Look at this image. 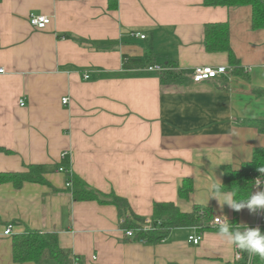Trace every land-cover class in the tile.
I'll use <instances>...</instances> for the list:
<instances>
[{
  "label": "crops",
  "instance_id": "crops-1",
  "mask_svg": "<svg viewBox=\"0 0 264 264\" xmlns=\"http://www.w3.org/2000/svg\"><path fill=\"white\" fill-rule=\"evenodd\" d=\"M30 14L50 24L33 29ZM250 15L248 6L202 0H0V173L41 165L50 184H0V264H34L12 261L11 237L25 227L56 232L82 264H235L234 246L216 230L133 242L113 206L73 201L65 184L71 173L146 219L154 203H173L182 213L207 208L210 226L219 228L217 217L232 223V209L205 200L215 179L222 184V166L238 170L264 148L256 127L264 122V30L251 28ZM206 23H227L240 74L225 53L203 51ZM154 64L165 70H146ZM199 66L227 72L194 83ZM183 181L192 186L187 198L177 193ZM261 216L242 209L233 229ZM194 234L197 245L188 242Z\"/></svg>",
  "mask_w": 264,
  "mask_h": 264
},
{
  "label": "trees",
  "instance_id": "trees-1",
  "mask_svg": "<svg viewBox=\"0 0 264 264\" xmlns=\"http://www.w3.org/2000/svg\"><path fill=\"white\" fill-rule=\"evenodd\" d=\"M204 7H250V23L253 30H264V0H202ZM202 47L206 53L223 52L227 55L228 65L233 74H240L241 68L237 65L230 45L227 23H206L202 27ZM147 65L149 56L146 57ZM163 66V64H159ZM161 76L160 80H162ZM264 93V91H262ZM258 131L264 133V122L256 123ZM264 167V148L254 149L248 162L243 163L238 170H232L228 166H222V192L234 191L237 199H247L255 188V179L261 174L257 171ZM45 169L41 165H28L23 172L0 173V184L10 183L15 189L24 182L50 186L44 178ZM71 199L73 201H96L101 205H111L116 209L118 227L122 231H132L133 242L144 244H156L165 240L170 232L178 228H193L201 233L208 230L218 231V227L210 226V212L207 208L194 206L191 212L182 213L173 203H154L152 214L147 220L132 212L127 201L115 195L101 193L84 183L71 173H66ZM192 190L190 181H183L178 188V196L187 198ZM238 212L233 210V220L236 221ZM260 229L264 232V216L260 217ZM128 239V240H129ZM11 256L14 263L32 262L34 264H46L53 261L56 264H82L81 260L73 256L68 249H62L58 245L57 233L54 231H41L25 227L23 232L13 234L11 237ZM253 264H264V260L254 255Z\"/></svg>",
  "mask_w": 264,
  "mask_h": 264
},
{
  "label": "clouds",
  "instance_id": "clouds-1",
  "mask_svg": "<svg viewBox=\"0 0 264 264\" xmlns=\"http://www.w3.org/2000/svg\"><path fill=\"white\" fill-rule=\"evenodd\" d=\"M257 171L261 174L255 180V188L247 199H237V193L234 191L222 192V185L215 179V182L210 185L209 194L205 200L215 198L221 205H227L230 209L239 212L242 209H247L249 213H257L264 211V180L261 179L264 176V167H259ZM219 224V230L216 233L218 238L224 243L234 246L241 252H247L250 255L259 256L264 260V232L260 227L246 226L243 231L239 228L233 229L226 217L220 219L217 217Z\"/></svg>",
  "mask_w": 264,
  "mask_h": 264
},
{
  "label": "built area",
  "instance_id": "built-area-1",
  "mask_svg": "<svg viewBox=\"0 0 264 264\" xmlns=\"http://www.w3.org/2000/svg\"><path fill=\"white\" fill-rule=\"evenodd\" d=\"M51 18L50 16L47 15H41V14H30L28 17V23L29 25L36 30H43L45 29L49 24H50ZM131 36L135 37V38H139L141 40L145 39L144 35H141L139 33H131ZM127 59V58H126ZM146 70L148 71H154L157 73H161L162 71L165 70V68H163V66L161 65H149ZM3 69L0 67V74L3 73ZM227 72V68L225 67H218V68H212V67H208V66H199V67H195L192 70L191 73V79L194 83H200V82H204L207 80H211V79H215L217 77H219L220 75H225ZM84 78H88L87 75H84ZM62 104H65L67 102L66 98L62 99ZM19 105L20 106H24V101L20 100L19 101ZM65 153L62 154V156H64ZM59 172H65V170L63 168H59L58 169ZM260 177V176H259ZM258 178V177H257ZM256 178V179H257ZM255 179V180H256ZM262 180H264V176L261 177ZM66 187H69L70 184L68 182H66L65 184ZM262 187H264V185H262ZM150 223V221L147 219L145 221V224L148 226V224ZM212 225H219L217 222V218H214L211 222ZM260 227V218L256 221V223H254L251 227ZM4 236H9L11 235V226H6L5 230L3 231ZM124 236L131 238L132 237V231H124ZM200 241V235H191L188 237V242H191L193 245H197ZM253 257L254 255H250L247 252H241L239 249H236L234 247V263L235 264H253Z\"/></svg>",
  "mask_w": 264,
  "mask_h": 264
},
{
  "label": "rangeland",
  "instance_id": "rangeland-1",
  "mask_svg": "<svg viewBox=\"0 0 264 264\" xmlns=\"http://www.w3.org/2000/svg\"><path fill=\"white\" fill-rule=\"evenodd\" d=\"M49 264H56V263H54L53 261H50V262H48Z\"/></svg>",
  "mask_w": 264,
  "mask_h": 264
}]
</instances>
